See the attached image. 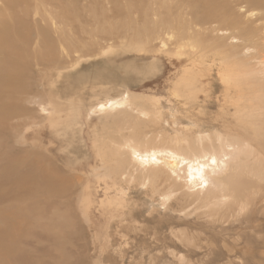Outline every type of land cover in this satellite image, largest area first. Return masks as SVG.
<instances>
[{
  "label": "rangeland",
  "instance_id": "1",
  "mask_svg": "<svg viewBox=\"0 0 264 264\" xmlns=\"http://www.w3.org/2000/svg\"><path fill=\"white\" fill-rule=\"evenodd\" d=\"M57 2V6L51 0L19 5L20 12L23 7L31 9L39 27L46 29L45 61L26 70L23 83L30 91L16 102L23 116L0 135V165L5 157L11 164L26 157L22 172L28 170L34 181L48 175L60 179L65 194L59 200L21 196L19 189L11 191L19 178L11 174L0 181L11 192L0 200V219L14 217L18 226L0 221V228L12 236L9 241L15 242L11 256H0V264H264V3ZM223 13V18L216 17ZM201 51L208 56L225 53L215 65L210 58H196L206 77L194 97L176 96L177 81L189 65L188 54ZM221 63L242 74L243 94L234 83L232 91L224 86L218 71ZM52 71L63 82L56 87L63 107L59 112L71 118L57 131L50 130L52 102L43 84ZM123 93L131 95L129 108L94 112L97 102ZM133 95L140 98L133 100ZM135 138L145 149L174 150L184 156L238 154L232 163L239 168L233 182L243 191H254L262 201L254 204L251 196L234 205L231 198L215 212L207 204L212 193L196 194L166 176L155 192L140 181L123 183L121 176L108 173L118 169L112 147L129 141L138 145ZM100 155L109 159L103 161ZM128 163L127 171L136 174ZM115 181L118 192L108 189ZM89 188L95 203L85 209ZM30 190L37 193L40 186L34 183ZM108 197L113 203L101 207ZM242 204L246 205L241 209Z\"/></svg>",
  "mask_w": 264,
  "mask_h": 264
},
{
  "label": "bare ground",
  "instance_id": "2",
  "mask_svg": "<svg viewBox=\"0 0 264 264\" xmlns=\"http://www.w3.org/2000/svg\"><path fill=\"white\" fill-rule=\"evenodd\" d=\"M13 1L14 0L3 1V4L0 7V135L7 133V131L9 130V127H10L9 123L12 120L19 119L23 116L22 111L16 107L17 106L16 102L17 101L19 102V100L21 98L28 95V93L30 91V86L23 83V77L25 78L26 76H28V72L26 70L29 69L31 66L39 67L40 65H42L43 61H45V56H44L42 49H43V47H45L44 44H45L46 39H47L46 36H44L46 29L44 28V30H45L44 31L41 27H39V21L37 19L33 18V16L31 15V9L29 10L28 7H23L21 12L18 9L19 5H25V4L27 5V4H30L31 2H33L35 4V6H37L39 4V2H41V0H32V1L31 0H18L16 3V6H14L12 4ZM57 1L58 0H51V2L53 3L54 6H57V3H58ZM257 1L264 3V0H257ZM36 15H37V10H36ZM223 15L226 16V14L223 13L222 15L217 14L216 17H222L223 18ZM54 19H56V15H54ZM236 25L238 26L239 24L236 23ZM37 46H39V48L41 46L40 51H37ZM178 53H180V52H178ZM224 53L217 51L215 53L212 52V54H210V56H208L206 52L201 51V52H197L194 54H188L189 65L184 67L183 75L180 78V80L177 81L178 82L176 85L177 88L175 90L176 96H179V94H181V93H187L189 96L194 97L197 93V90L199 89V86L202 84V80L206 77V75L204 73L205 71L198 69L199 65L196 62V58H199V59L210 58L212 60V61L210 60V62L214 63V65H215V62H217L220 59V56L223 55ZM223 57H222V59H224ZM225 58L226 59H224V60H227V57H225ZM208 71H212V70L210 69ZM218 71H219L220 79L225 84L224 86H226L229 89L230 85L234 83L236 86L235 88L238 89V90L237 89L236 90L239 91L240 94L241 93L243 94L244 88L242 87V84L245 82V80L244 81L241 80L242 74H240V73L234 74V68H232V66L230 67L229 65L227 66L226 64L225 65H223V64L219 65ZM58 74L59 73H56V71H52L46 76L45 81H43V84H45L48 88L47 92H48L49 98L52 102L51 113L48 114L49 120L50 121L53 120L52 121L53 123L50 125V130H52V131L60 130L59 128L62 127L60 125L66 126L65 123L68 122L69 119H71L68 115H65V118H64L63 115L59 112L60 111L59 109H61L63 107L59 101V97H57V94H56V89H57L56 87H58L57 82L61 81L60 79L58 80V77H59ZM207 76L210 77L211 74H208ZM63 77L62 78L60 77V78L63 79ZM261 82H263V81H261ZM61 83L63 84L62 81H61ZM238 85H239V87H238ZM60 88H61V85H60ZM61 89H60V92H61ZM261 89H260V91H261ZM231 91H232V89H231ZM262 91H264V90H262ZM112 92H114V94H117V93H115V91H111L109 93L112 94ZM119 92H121V91H119ZM129 93H127V94L123 93L122 96L119 94L121 96L120 98H116V97H114L115 99H112L113 97L110 99L108 98V100H106L105 102L104 101L103 102H97L96 101L98 104L95 101H93L94 103L97 104L94 112L100 111L103 114L104 112L106 113L108 111H112V112L118 111L117 109L123 108L125 106L127 108L129 106L130 99H131V95ZM188 95H185L187 97L186 99H190V98H188ZM134 97H137V95L136 96L133 95L132 99ZM138 98H140V97H138ZM134 99H136V98H134ZM151 102H152V100H151ZM154 104H155V102H154ZM243 104H244V101H243ZM94 105H92V107ZM234 105H235L234 108H236L238 103L233 104V106ZM239 105L241 106L242 104L240 103ZM241 108H242V106H241ZM42 110H43V112L47 111L46 108L45 109L42 108ZM121 110H123V109H121ZM133 110H131V111L133 112ZM238 110H240V109H238ZM242 110H244V109H242ZM247 111H248V109H247ZM235 112H238V111L235 110ZM243 112L244 111H242V113ZM92 115L93 114H91V116ZM235 115H236V113H235ZM250 116H251V114H250ZM132 118H134V117H132ZM133 120L134 119H132V121ZM116 121H117V119H116ZM130 121H131V119H130ZM118 122L119 121H117L116 123L118 124ZM115 127H116V125H115ZM122 130H121V132H122ZM110 136L113 137L112 135H110ZM110 136H109V138L111 139ZM122 136H120V137H122ZM134 136H136V135H134ZM143 137H144V135H143ZM143 137H140V138H143ZM123 138H125V136H123ZM140 138H139V140H141ZM126 140H127V138L124 141H126ZM135 140H137V139L135 138ZM222 141H224V140H221V142ZM97 142H98V140H97ZM138 142H137L138 145H136V143L133 144L132 141H129V144L126 143V145H119L120 143H117V142H116L117 144L115 145V143L113 142L114 146L112 147L113 148L112 153H113V156L116 157V159H117V163L116 162L115 163L117 164L118 169L116 168L117 169L116 171H110L108 173L110 174V173L114 172V174L117 177L121 176V180H123V183L132 184L136 181H140V182H142V185H144V186L146 184H149L152 191L155 192L157 190V188L161 185V183L164 181V177L166 176L170 180H172L173 183L176 182L177 183L176 185H178V183H180V185L183 183L184 186H182V187H187L188 189L192 190L195 193L196 192L197 193L209 192V194L212 193L213 195H212L211 199L208 200L207 204L210 208L215 210V212H216V210L222 211L223 208H225V206L229 204L228 200L231 201L232 199L235 201L234 205L237 202H240L244 199H247V198L251 199L250 198L251 196H253L252 202L254 204H257L260 201H262L261 199L258 198L259 195H255V193H253L254 191H250V192L243 191V189H240V186H238L236 184V182H233L237 177V174H238L237 171H239L238 170L239 168L237 166H235V167L232 166V163L235 161V157H237L236 155H238V154H235V153L234 154H224L223 157H221V156L216 155V153L215 154L210 153V155H205V156H199L200 154L198 153L199 155H195V156H184L185 154L181 155L180 153H178L174 150L156 149V148H152V147H151L152 149H145V147H144L145 144L143 146H140L143 143H141V142L138 143ZM195 142H197V141H195ZM123 143H121V144H123ZM224 144H225V142H224ZM228 144H233V142L228 143ZM216 147L217 146H215V148ZM102 150H101V152H102ZM234 151H235V149H234ZM101 152H100V154H101ZM106 152H108V150L105 151V153ZM108 153H110V151ZM108 153H106V156L108 155ZM106 156H105V158H107ZM97 157H98V155H97ZM100 157H101V155H100ZM103 157H101V158L103 161H105L104 160L105 158L103 159ZM101 158H100V160H101ZM111 158H110V160H111ZM126 158L127 159L129 158V160H127ZM108 159L109 158H107V160ZM242 159L244 160V158H242ZM24 160H26V157L21 158L20 160H16V161H14L13 164H11L9 158L5 157L4 159H2L1 162H3V163H1L0 166L2 167V165L4 164L3 165L4 167H3V169L0 170V181H2V180L7 181L10 178L11 174H13L14 177L19 178V179L16 180V182H14V185L12 186L11 191L16 189L17 192L19 193V190H20V191H22L21 196H24L26 193L32 194V196H34L35 194H38L40 196H43L45 198V200H49V199L59 200L62 197H64L63 195L65 194V190L63 187H61L60 179L52 178L51 176L48 175L47 177H45L44 179H41V180H36V181L32 180V178L29 177V171L28 170H27V172L26 171L22 172L23 168L21 165L24 163ZM125 161H126V164L129 161L130 163H128V164L134 166L133 169H134V172L136 174L129 173L127 171V170H129V168L127 169L128 166L125 168V166H126V164L124 165ZM110 163H111V161H110ZM102 164H104V163H102ZM108 164H106V165H108ZM113 164H111V165H113ZM239 166H241V164ZM105 167H107V166H105ZM113 168H115V167H112V169ZM20 172H22V173H20ZM247 172H248V169H247ZM248 175H250V174H248ZM263 176H264V174H263ZM111 178L112 177L110 175V178H108V179H111ZM257 180H258V178H257ZM259 182H261V181H259ZM34 183L38 184L40 186V191L37 193L33 190H30V188L33 186ZM118 185L119 184L115 181L113 184V187L112 188L108 187V189L109 190L113 189L116 192H118L116 190ZM7 186L9 187V185L5 186V184H0V200H6L9 198V196H10L9 193H11V192H8ZM120 190L123 193V189H120ZM226 191H230L229 195H226V194H228V192L226 193ZM157 192H159V191H157ZM18 193H12V195H17ZM185 193H184V195L188 194L186 191H185ZM157 194H160V192ZM119 195H121V194L119 193ZM188 196H191V194ZM195 196L196 195H193V200L195 199V201H196V198H194ZM185 198H187V197H185ZM85 199L88 200V204H86L85 209H88L90 206L93 205V203H95L94 202L95 201L94 200V194L92 193L90 188L88 189V191L86 193ZM190 199L192 202V198H190ZM166 200H168V199H166ZM227 202H228V204H227ZM112 203H113L112 198L108 197L107 201H105V200L101 201L100 204H101V207L106 208L108 205L110 206V204H112ZM244 205H246V204H244ZM244 205L242 204L241 209ZM47 208H48L47 205H45L44 212L47 210ZM229 208L232 209L233 207L231 206ZM249 208H246V206L244 207V209H247V210ZM181 212H183L182 209H181ZM213 214H215V213H213ZM200 216H202V215L200 214ZM212 216H214V215H212ZM203 217H204V215H203ZM0 221L7 224V227H9L10 225H11V228H15V227L17 228L18 227L17 223L14 222L15 221L14 217L9 219V218H2V216H1ZM13 222H14V224H13ZM11 237L12 236L7 232V230L0 228V256H7V257L11 256L12 249H13L12 247L15 243V242L9 241V239ZM8 241H9V243H8ZM262 246H264V243ZM262 248H264V247H262Z\"/></svg>",
  "mask_w": 264,
  "mask_h": 264
}]
</instances>
